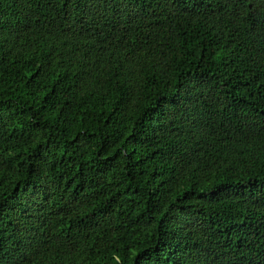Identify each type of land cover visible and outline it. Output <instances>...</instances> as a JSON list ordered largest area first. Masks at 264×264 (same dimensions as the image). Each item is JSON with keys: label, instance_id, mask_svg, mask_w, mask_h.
I'll return each instance as SVG.
<instances>
[{"label": "trees", "instance_id": "trees-1", "mask_svg": "<svg viewBox=\"0 0 264 264\" xmlns=\"http://www.w3.org/2000/svg\"><path fill=\"white\" fill-rule=\"evenodd\" d=\"M0 264H264V0H0Z\"/></svg>", "mask_w": 264, "mask_h": 264}]
</instances>
